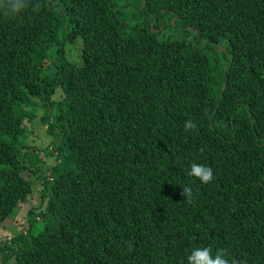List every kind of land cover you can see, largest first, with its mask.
Masks as SVG:
<instances>
[{
    "label": "trees",
    "instance_id": "obj_1",
    "mask_svg": "<svg viewBox=\"0 0 264 264\" xmlns=\"http://www.w3.org/2000/svg\"><path fill=\"white\" fill-rule=\"evenodd\" d=\"M26 2L0 10V228L35 179L47 205L4 264H187L198 247L264 264V0ZM32 99L57 137L49 176L19 146Z\"/></svg>",
    "mask_w": 264,
    "mask_h": 264
},
{
    "label": "rangeland",
    "instance_id": "obj_2",
    "mask_svg": "<svg viewBox=\"0 0 264 264\" xmlns=\"http://www.w3.org/2000/svg\"><path fill=\"white\" fill-rule=\"evenodd\" d=\"M78 42V41H77ZM79 44L73 46L72 43L66 44L65 52L66 57L70 62L80 63L76 55V50ZM44 76L47 74L44 73ZM64 98V95L60 90L53 98L54 101H60ZM37 99L29 100V104H22V111L28 112L29 114L27 120L24 121V129H26V135L20 141L19 146L22 148H28L37 151L41 154V157L47 161L44 167L45 173L49 176L50 169L57 162V157L49 152L52 150L51 146L57 141V137L48 132V122L45 120V112L37 107L33 110L34 103ZM40 104L43 106V100L40 99ZM31 173L24 174V177L30 179ZM41 177V176H40ZM45 180L43 177L41 179H35V187L33 194L29 198L27 203H20L18 205V213L13 219L7 220L5 224L0 228V243L3 246L4 241H11L16 238L22 231L30 228L29 224V214L34 211L40 214L46 210L47 202L43 200V193L45 189ZM0 264H4L2 257H0Z\"/></svg>",
    "mask_w": 264,
    "mask_h": 264
},
{
    "label": "clouds",
    "instance_id": "obj_3",
    "mask_svg": "<svg viewBox=\"0 0 264 264\" xmlns=\"http://www.w3.org/2000/svg\"><path fill=\"white\" fill-rule=\"evenodd\" d=\"M26 7V0H0V10H6L7 14H19ZM184 129L185 131H194L196 124L191 120L186 121ZM190 175L200 180L203 184H209L214 179L213 169L211 167L196 163L191 165ZM180 194L186 203L191 204L193 202L191 187H184ZM187 264H229V260L226 258V252L224 250H217L213 256L211 248L198 247L194 248L187 257ZM232 264H237V262L232 261Z\"/></svg>",
    "mask_w": 264,
    "mask_h": 264
},
{
    "label": "flooded vegetation",
    "instance_id": "obj_4",
    "mask_svg": "<svg viewBox=\"0 0 264 264\" xmlns=\"http://www.w3.org/2000/svg\"><path fill=\"white\" fill-rule=\"evenodd\" d=\"M37 153L39 154V158L38 159H41L42 162H44V164L46 165L47 164V161L45 159H43V157H41V154L39 152H37ZM50 175H52V172H50Z\"/></svg>",
    "mask_w": 264,
    "mask_h": 264
},
{
    "label": "water",
    "instance_id": "obj_5",
    "mask_svg": "<svg viewBox=\"0 0 264 264\" xmlns=\"http://www.w3.org/2000/svg\"><path fill=\"white\" fill-rule=\"evenodd\" d=\"M146 0H143L142 6H144ZM154 30L158 31V29L154 28Z\"/></svg>",
    "mask_w": 264,
    "mask_h": 264
}]
</instances>
